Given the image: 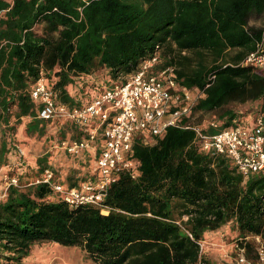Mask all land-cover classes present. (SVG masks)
<instances>
[{
    "label": "trees",
    "instance_id": "obj_1",
    "mask_svg": "<svg viewBox=\"0 0 264 264\" xmlns=\"http://www.w3.org/2000/svg\"><path fill=\"white\" fill-rule=\"evenodd\" d=\"M263 14L264 0H0V174L20 182L0 197V264H29L45 242L80 248L93 264H211L201 243L227 227L255 261L264 173L246 176L203 151L192 129L135 140L134 166L111 185L108 214L70 207L47 184L28 185L48 168L56 182L80 185L94 177L91 153L64 152L75 159L60 177L52 152L29 160L18 148L87 139L92 128L68 121L50 131L57 119H41L31 95L39 78L58 104L84 107L156 56L157 69L172 67L180 86L202 93L193 115L217 123L195 122L204 133L250 127L242 117H264V67L245 61L264 27L249 22Z\"/></svg>",
    "mask_w": 264,
    "mask_h": 264
},
{
    "label": "built area",
    "instance_id": "obj_2",
    "mask_svg": "<svg viewBox=\"0 0 264 264\" xmlns=\"http://www.w3.org/2000/svg\"><path fill=\"white\" fill-rule=\"evenodd\" d=\"M161 63L159 56L143 61L134 72L120 77L123 82L106 89L84 107L58 104L44 77L39 78L31 95L40 105L41 119L92 124L87 139L62 140L58 147L74 156L91 153L95 158L94 177L67 187L56 182L55 172L48 168L29 185L47 184L70 207L94 205L108 214L110 208L105 201L111 185L120 173L134 166L131 149L135 140L141 138L149 144L155 137L165 135L170 127L194 130L203 151L232 160L246 176L264 173V117L257 116L252 128L233 126L214 134L204 133L193 115L202 93L180 86L172 67L157 69ZM245 64L264 67V42L248 55ZM208 124L217 126L214 120ZM10 185L19 186V180L10 179ZM255 240L258 244L255 261L247 258L245 247L235 245L238 264H264V244L259 237Z\"/></svg>",
    "mask_w": 264,
    "mask_h": 264
},
{
    "label": "rangeland",
    "instance_id": "obj_3",
    "mask_svg": "<svg viewBox=\"0 0 264 264\" xmlns=\"http://www.w3.org/2000/svg\"><path fill=\"white\" fill-rule=\"evenodd\" d=\"M249 23L251 26L264 27V14L262 16H253ZM195 117V122L207 124L213 118V114L201 115L197 113ZM255 118V113H250L242 117V121L252 128V123ZM65 122L68 121L57 119V122L50 127V131H55V129L62 127ZM58 144L54 142L50 145L44 141L30 140L25 146L23 145L21 148L19 146L18 151L23 155L25 153L26 156H29L31 153L33 156L29 157V160L34 159L40 154L52 152L51 157L52 163L54 162L53 166L55 171L60 177H64L68 165L74 163L73 160L75 157L65 155V151L60 149ZM85 170H82V172H85ZM12 178L18 179L16 176L0 174V197L5 196L6 189L9 187L10 179ZM35 178L29 179V184ZM236 244L235 233L227 227L219 231L207 232L205 240L202 241V252L207 254L211 264H238L237 252L235 250ZM28 261L29 264H93L80 248L64 247L55 243L46 242L36 244L33 247Z\"/></svg>",
    "mask_w": 264,
    "mask_h": 264
},
{
    "label": "crops",
    "instance_id": "obj_4",
    "mask_svg": "<svg viewBox=\"0 0 264 264\" xmlns=\"http://www.w3.org/2000/svg\"><path fill=\"white\" fill-rule=\"evenodd\" d=\"M253 124V123H252Z\"/></svg>",
    "mask_w": 264,
    "mask_h": 264
}]
</instances>
